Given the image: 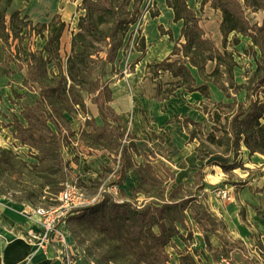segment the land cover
<instances>
[{
    "label": "rangeland",
    "instance_id": "374dc122",
    "mask_svg": "<svg viewBox=\"0 0 264 264\" xmlns=\"http://www.w3.org/2000/svg\"><path fill=\"white\" fill-rule=\"evenodd\" d=\"M82 1L0 0L1 35L4 32L2 26L4 28L8 27L10 15L15 11L19 12V20L27 23L26 28L20 35L21 41L18 44V48L16 47L17 41L13 42L9 38L5 42L0 39V148L11 151L30 165L36 164V160L33 158L35 152L21 145L14 138L17 133L15 119L18 120L20 125L26 127L24 121L25 109L36 107L39 115H43L44 112L50 110L48 106L47 108L41 105L38 106L40 102L39 86L34 83L24 82V80H27L28 75L26 66L29 59L28 55L40 50L46 41L37 37L35 32L39 31L45 37L55 35L60 28V24L63 23L59 56L65 71L66 55H71L69 49L71 38L80 31L78 27L79 18L85 15ZM110 2L121 13L122 19H126V12H130V15L133 14L136 18V22L130 26L125 25V27L118 28L117 32L113 34L111 22L101 25L98 23V14L95 13L93 19L87 21L90 24V31H81L86 35L88 52L93 54L92 59H90L92 63L90 65L91 75L89 78L92 82H96L99 88L105 87V89L100 98L97 97L95 92L94 94L82 92L84 109L76 107L70 113H63V118L57 117L60 126L68 133V137L65 135L61 140L59 152L64 168V182L76 186V189L82 193L83 198H86V200L93 198L97 194L112 197L118 201L124 197V199L129 200L133 208L141 207L144 203L158 202L155 198L145 197L143 192L145 195L154 194L156 196L165 193L164 199L167 200L169 194L177 187L178 183H180L178 184L179 189L175 194L177 198L193 197L197 195L200 187H203V179H205L203 170L205 166L201 169L193 166V169L197 170L194 174V182L191 185L185 183L184 176L188 177L189 175L186 173L185 166H181L179 159H177L179 156L175 154L176 146H181L182 142L179 134L180 124H175L174 116L179 118L178 122L180 123H183L182 119H186V115L182 113V110H177L178 104L182 105L179 97L180 90L176 92L174 98H171L172 107L170 105V108L174 112L171 117L172 124H154L156 126L154 128L152 124H149L153 120L144 115L148 127L142 135H136L132 132L130 119L124 121L120 118L121 121L118 124L112 123L109 118L108 126L103 127L101 123L97 127L92 118L91 110L95 112L96 108L98 110L99 107L108 116L111 114L116 115L117 113L113 106V103H115L114 99L118 102L120 109L122 106H120V101L125 95L129 100H132L129 89L135 83L130 82V85L125 83L124 89H118L115 86H117L118 81L124 82L129 73L135 72V66L138 64L140 56L139 50L142 47L141 42H144V49L146 47L145 29L149 24H152L154 18L160 20L159 22L169 28L166 30L162 27H157V30L159 29L158 31L161 34L172 36L171 45H174L175 42L179 43L181 23L173 24L172 18H167L165 0H110ZM201 2L202 0H186L188 7L199 17V25L206 37L211 38L213 45L222 53L221 10L217 6L213 7L211 0L201 8ZM235 2L239 6L240 13L248 28L261 25L264 12L260 7L263 4V0H235ZM218 17L220 18L218 24L219 35L214 33L215 21ZM15 26L17 28L21 26L19 21H16ZM215 34L216 36L218 35V44L212 39ZM109 35L113 36L115 42L122 41V45L116 51L114 50L113 54H111V61L108 62L105 60V53L111 43V40L107 39ZM235 38L238 40L237 45L234 42ZM226 50L232 54L236 62V67L233 70V80L236 84L242 85L256 69V64L260 59L259 51L253 45L250 37L242 34L234 35V33L228 35ZM80 51L81 48L77 46L75 52ZM214 66L215 62L207 63L205 69L209 72ZM47 71L57 73L55 62L47 66ZM136 73L137 76H140L139 71ZM194 75L196 76V72H194ZM169 82H171L170 79L162 77L158 78L155 84L158 83L164 88L165 84ZM197 82L200 83L198 78ZM235 97L238 101L243 102L245 99L244 91L236 93ZM29 103L33 105L31 107L24 106V104ZM208 107L212 108V106ZM55 109L57 111L58 107H55ZM220 112L226 113L227 110L221 109ZM87 116L89 119L86 118ZM48 126L51 130H54L49 123ZM210 127L211 124H205L204 132H209ZM93 128H100L101 130L100 132H95ZM72 129L74 130L73 132ZM42 134L45 135V132H42ZM88 134L91 135L89 136ZM123 145L126 148V154L122 159V163L127 168L125 175L128 173V168L132 170V174L127 179L126 176L123 179L121 174L120 176L118 175L121 167L119 153ZM209 148L215 152L220 151L216 147L209 146ZM198 160L202 161L200 158ZM257 160L254 159V163L257 164ZM254 168V174L259 173L258 169ZM240 170H244L243 166L238 171ZM227 174L225 183L228 185L234 184L233 181L237 177L229 172ZM249 174L251 173L249 172ZM28 181V183L17 181V179L14 181L8 179L5 174L0 172V189L5 190L8 197L4 196L7 199L44 208L53 205L54 195L47 192L43 193L44 197L36 195L30 201L24 200L23 196L25 194L23 190L25 186L32 183V180L28 179ZM14 182L16 183L14 184ZM17 182L20 185H17ZM121 182L127 183L128 189L125 193L126 195L121 193L123 197L119 193ZM29 188L30 190H38L36 187ZM220 189H224V187L222 185L213 186L210 190V202L219 205L220 203H225L227 205L230 199L220 200L217 197V190ZM202 200L203 198L192 199L187 204L184 211V224L182 226L176 225L180 237L172 238L164 249V253L168 257L167 264H175L176 259H178V252L190 254L195 259L196 264H220L222 259L226 260L228 264H264V239L252 229L245 230V224L239 225L241 229H236L232 225H230V229H227L226 226L225 229H221L216 225L215 231L207 233L211 248L206 247L203 240L205 231H203L201 224H206L208 228H211V223L203 219L204 210L208 212L209 209L207 210L208 207L206 206V208L202 205ZM208 213L213 216L211 212ZM213 217L217 221H221L218 217ZM75 218L77 217L70 219L66 223V229L76 247L83 252L86 258L88 256L97 264H117L119 263L117 261L121 260L125 264L138 263V258L129 255L130 252H126L128 255L122 258V247L115 245L116 243L111 241L105 233L100 234L99 230L95 228L92 217L87 219ZM198 219L203 221L199 223ZM154 230L156 231V229Z\"/></svg>",
    "mask_w": 264,
    "mask_h": 264
},
{
    "label": "trees",
    "instance_id": "16d2710c",
    "mask_svg": "<svg viewBox=\"0 0 264 264\" xmlns=\"http://www.w3.org/2000/svg\"><path fill=\"white\" fill-rule=\"evenodd\" d=\"M208 1L202 0L201 8ZM211 1L213 7H219L222 13L220 32L223 36V52L221 53L209 39L205 38L204 31L199 25V17L188 7L186 0H165L166 6L173 12V22H181L180 36L184 39V44L176 43L168 58L160 63L149 65L148 70L155 83L160 76L166 73L172 78L164 88L158 83L155 84L156 98L159 101L168 100L175 95L178 89L187 93L199 92L204 98H209V83L215 85L223 93L228 102L216 104L212 114H208V122L211 124L209 132H204L205 125L189 119H182L183 123H180L178 122L179 118L175 117V123L181 124V128L188 134L189 142L196 143L195 152L198 159L203 154L225 157L227 163L221 165L220 168L227 173L237 168L241 169L242 164L236 159L242 146L248 150L250 155L264 156V18L259 27L248 28L235 0ZM82 2L85 15L79 18L80 31L71 38V55L66 59L65 71L59 56L63 24L60 25V29L55 35L45 37L41 32H35L37 37L42 40L46 39V42L40 51L28 55V79L24 82L39 86L40 102L38 106L46 108L48 106L50 110L39 115L36 107L25 109L26 127L20 125L15 119L17 133L14 138L21 145L35 152L33 158L36 160V164L30 165L11 151L0 148V172L14 181L17 179V181L28 183V179L32 180V183L25 186L23 190L24 200L27 201L36 195L44 197L43 193L46 192L54 195L55 199L62 190L65 175L59 152L65 129L60 126L57 117L63 118V113H70L76 107L84 109L82 92L93 94L95 92L100 98L105 89V87L99 88L97 83L92 82L89 78L92 63L90 59L93 54L88 52L86 35L81 32L90 31V24L87 21L93 19L94 14L97 13L98 23L101 25L111 22L113 34L117 32L118 28L125 27V25L130 26L136 22V18L133 14L130 15V12H126V19H122L121 13L112 6L110 0H83ZM260 9L264 12V0ZM16 21L21 24L18 28L15 26ZM26 26V22L19 20V12L15 11L10 15L8 27L2 26L4 32L2 35L0 34V39L7 42L11 37L12 41H17L16 47L18 48L21 41L20 35ZM94 26L96 25L94 24ZM124 31L126 30L124 29ZM231 33L250 37L260 54L256 69L242 85L236 84L233 80L236 62L232 54L226 50L227 38ZM169 38L172 39L171 35ZM107 39L111 40L105 53V60L109 62L111 54L120 48L122 41L115 42L112 35H109ZM234 42L237 45L238 40L235 38ZM141 43L140 51L143 52L144 42ZM77 46L81 48L80 52H75ZM54 62L57 73L47 71V66ZM208 62H215V67L210 74H205L204 67ZM190 67L197 71L203 81L202 85L196 84ZM241 91L245 93L243 102L238 101L235 97L236 93ZM55 107H58L57 111ZM221 109H225L227 112H220ZM98 111L103 127L109 125V118L112 123L119 122V118L113 114L108 116L101 107L98 108ZM204 111L206 110L204 109ZM48 123L54 130H51ZM100 130V128H93L95 132H100ZM42 132H45V135ZM209 146L216 147L220 151L215 152ZM124 153L125 149L123 148L120 151L119 176L120 174L124 175V166H122ZM17 185L20 183L17 182ZM29 187H36L38 190H30ZM178 189L179 186L169 194L167 200L164 199L165 193L156 196L154 194L145 195L143 192L145 197L155 198L158 202L144 203L141 207L135 208L127 199L118 201L103 195V199L99 203L79 210L76 215L69 217L66 223L74 217L82 219L92 217L95 228L99 230L100 234L105 233L111 241L116 243L115 245L122 247V258L128 255L126 252H130L129 255L138 258L137 264H167L168 257L165 255L164 249L172 238L180 237L176 225L184 224L186 206L197 197L177 198L175 194ZM0 193L8 197L5 190L0 189ZM32 206L36 207L37 205ZM202 216L204 220L211 223V228H208L206 224H201L205 231L204 243L207 248H211L207 233L215 231L216 225L221 229H225V225L205 210ZM198 221L201 223L203 220L198 219ZM73 238L75 239L74 234ZM177 256L179 264H196L190 254L178 252ZM87 258L93 264H97L88 256ZM117 262H119L117 264H125L122 260Z\"/></svg>",
    "mask_w": 264,
    "mask_h": 264
},
{
    "label": "crops",
    "instance_id": "0c3cea01",
    "mask_svg": "<svg viewBox=\"0 0 264 264\" xmlns=\"http://www.w3.org/2000/svg\"><path fill=\"white\" fill-rule=\"evenodd\" d=\"M165 14L167 18H172L173 24L181 23L173 22V12L167 6ZM159 21L160 20L157 18H154L152 24H149L145 29L146 47L143 52L139 50L140 56L138 64L135 66V72L129 73L124 82L118 81L117 86H115L118 89H124L125 83H128V85H130V82L135 83V85L133 84V87H130L129 89L132 100H129V98L125 95L120 101V106L122 105L121 109L119 108L116 99H114L115 103H113V106L117 113V116L115 114L114 115L119 118L118 124H120V118L124 121L130 119L131 130L136 135H142L148 127V123L145 120L144 115H147L148 118L150 117V119L153 120L149 124H152L154 128L156 127L154 124H172L171 117L174 112L173 109L170 108V105L171 98H174L175 95L165 101L157 100L155 82L151 79V74L148 70L149 65L160 63L164 59L168 58L171 55L174 45L176 44L175 42L174 45H171L172 39L167 36L168 34H161L158 31L159 29L157 30V27H162L166 30L169 29ZM61 38L62 35L60 37V41ZM205 38L212 41L211 38L206 37V34ZM215 38L219 42L218 35L216 36L215 34L212 39L215 41ZM178 41L179 43L177 42V44H184V39L180 35ZM60 51L61 48H59V53ZM66 56L68 57V54ZM213 70L214 68L208 72L205 69V74H210ZM137 71H139L140 76H137ZM190 71L196 81V84L198 86L202 85L203 81L200 79L197 71L191 67ZM194 72H196V76L194 75ZM162 77H167L172 80L167 73L159 78ZM197 78L200 80V83L197 82ZM208 86L209 98H204L199 92L187 93L183 92L182 89H178L180 90L179 97L182 105L178 104L179 106L177 105V110H182V113L186 115V119L203 125L210 124L208 122V114H212L215 110V105L218 103L228 102L223 93L215 85L209 83ZM32 105V103L24 104L25 107H31ZM208 106H212V108H209ZM202 108L203 110H201ZM204 109L206 111H204ZM91 115L95 121V125L97 127L100 126L102 120L99 116L97 108L95 112L91 110ZM175 117L177 116H174V118ZM179 129L182 145L176 146L175 154L176 156H179L176 158L179 159L181 166H185L186 173L189 175L188 177L184 176L186 180L185 183L191 185L194 182V174L197 170L193 169V166H196L199 169L205 166V169L203 170V173H205V179H203L204 184L197 195H195L197 196L196 198H203L201 201L202 205L204 207L207 206V210L209 209L208 212H211L213 216L221 219V222L224 223L227 229H230V225L234 226L236 229H241L239 225L245 224V230L252 229L259 233L260 237L264 239V156L259 154L250 155L248 150L242 146L236 161L242 164L244 170L238 171L239 168H237L229 171V173L235 175L237 179L233 181L234 184L228 185L225 183L226 176L228 174L221 171L222 169L220 168L221 165L227 163V159L225 157L203 154V156L200 157V160L202 161H199L195 152L196 143L189 142L188 134L181 128V124ZM73 131L74 130L72 129V132ZM65 135L68 137L66 130L63 131V138ZM123 148L125 149V156V145L121 147V150ZM254 159L259 160H257V164L254 163ZM122 165L124 166L123 179L124 176H126L127 179V177L132 174V170L128 168V173L125 175L127 168L124 163H122ZM254 167L258 169L259 173L254 174ZM249 172L251 174H249ZM178 184L177 186H179ZM126 185L127 183L124 184L121 182L119 186V193L121 196L122 194L126 195L125 193L128 190ZM216 185H222L224 188L232 187L230 202L227 205L225 203H220L219 205L210 202V190ZM122 200H124V197ZM25 206H27V204L7 199L0 193V264H65L64 258L67 254L73 256L75 264H93L85 257L83 252L76 247L74 241L70 238L67 229V235L64 242L53 240L52 243L44 250L38 249L36 246L29 244L26 240L28 231L31 229L37 230L38 226L24 213L23 208ZM175 264H179L178 259H176Z\"/></svg>",
    "mask_w": 264,
    "mask_h": 264
},
{
    "label": "built area",
    "instance_id": "2783aa9c",
    "mask_svg": "<svg viewBox=\"0 0 264 264\" xmlns=\"http://www.w3.org/2000/svg\"><path fill=\"white\" fill-rule=\"evenodd\" d=\"M89 119V117H86ZM85 118V119H86ZM232 187H225L217 190V197L220 200L230 199ZM103 199V195L97 194L93 198H83L76 186L71 183L64 182L62 190L54 199V204L50 207H39L27 205L24 207V213L33 220L37 226V230H29L26 240L29 244L36 246L38 249H46L53 240L64 242L66 238V220L78 213L79 210L90 205L99 203ZM65 264H75L72 255L67 254L64 258ZM220 264H228L222 259Z\"/></svg>",
    "mask_w": 264,
    "mask_h": 264
},
{
    "label": "bare ground",
    "instance_id": "6f19581e",
    "mask_svg": "<svg viewBox=\"0 0 264 264\" xmlns=\"http://www.w3.org/2000/svg\"><path fill=\"white\" fill-rule=\"evenodd\" d=\"M220 18L218 17L217 20L215 21V32L219 35V29H218V24H219ZM215 41L217 42V44L219 43L218 40Z\"/></svg>",
    "mask_w": 264,
    "mask_h": 264
}]
</instances>
